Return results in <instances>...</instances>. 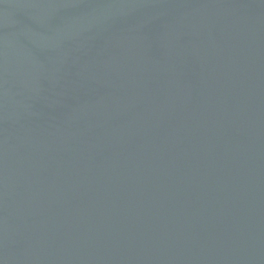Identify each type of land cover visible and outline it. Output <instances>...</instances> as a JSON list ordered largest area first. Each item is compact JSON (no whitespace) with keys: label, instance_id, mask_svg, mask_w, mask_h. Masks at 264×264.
I'll use <instances>...</instances> for the list:
<instances>
[{"label":"water","instance_id":"water-1","mask_svg":"<svg viewBox=\"0 0 264 264\" xmlns=\"http://www.w3.org/2000/svg\"><path fill=\"white\" fill-rule=\"evenodd\" d=\"M0 264H264V0H0Z\"/></svg>","mask_w":264,"mask_h":264}]
</instances>
